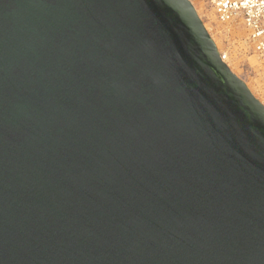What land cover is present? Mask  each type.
Masks as SVG:
<instances>
[{"label":"water","instance_id":"obj_1","mask_svg":"<svg viewBox=\"0 0 264 264\" xmlns=\"http://www.w3.org/2000/svg\"><path fill=\"white\" fill-rule=\"evenodd\" d=\"M0 264H264V108L187 0H0Z\"/></svg>","mask_w":264,"mask_h":264},{"label":"built area","instance_id":"obj_2","mask_svg":"<svg viewBox=\"0 0 264 264\" xmlns=\"http://www.w3.org/2000/svg\"><path fill=\"white\" fill-rule=\"evenodd\" d=\"M211 11L215 21L223 28L225 37H234L236 33L242 32V39L248 47L252 56L260 65H264V0H203ZM236 39V37H234ZM221 62L228 61L226 50L218 51ZM262 75L264 70L255 73ZM259 104L264 108V91L258 97Z\"/></svg>","mask_w":264,"mask_h":264},{"label":"rangeland","instance_id":"obj_3","mask_svg":"<svg viewBox=\"0 0 264 264\" xmlns=\"http://www.w3.org/2000/svg\"><path fill=\"white\" fill-rule=\"evenodd\" d=\"M190 4L192 5L191 2ZM196 14L200 19V21L202 22V24H207L209 26L210 32L212 33V35L209 34L210 39L212 38V36L215 39L217 38L216 42H218V45L220 47L219 49L227 51L228 62L232 63L235 72H237V74H235L236 77L239 80H241L243 83H245V85L249 84V86L252 87V89L254 90L253 93L256 92L258 94L256 98L261 96L264 91V78L262 75L255 76L252 73V70L249 68L250 65L248 64V58L249 56L252 55L248 47L243 45L244 44L242 41L244 37L243 33L242 32L236 33L234 35L236 39H234V37H230V38L225 37V35L222 34L223 28L215 21L214 16L212 15L208 7L205 5L204 1H203V7L199 9V13L196 11ZM251 68L255 73H259L260 72L259 70L264 69V65H261L260 67L256 66V68L254 66Z\"/></svg>","mask_w":264,"mask_h":264},{"label":"bare ground","instance_id":"obj_4","mask_svg":"<svg viewBox=\"0 0 264 264\" xmlns=\"http://www.w3.org/2000/svg\"><path fill=\"white\" fill-rule=\"evenodd\" d=\"M188 1V0H187ZM191 3H192V7H195V8H193V9H195L194 11H195V13H196V11L199 13V9L201 8V7H203V0H189ZM188 1V2H189ZM189 2V3H190ZM197 15V14H196ZM202 26H203V28H204V30H205V32L208 34V36H209V34H211L212 35V33L210 32V28H209V26L207 25V24H202ZM218 31V30H217ZM219 32V31H218ZM217 39V38H216ZM216 39L212 36V38H211V41L213 42V44H214V46H215V49L217 50V53H218V51H220L221 49H219L220 47H219V45H218V42H216ZM244 45V44H243ZM239 55V54H238ZM239 58V57H238ZM223 64L227 67V69L230 71V73H232L233 75H235V74H237V72H235V70H234V68H233V65H232V63H230V62H223ZM248 64L251 66V67H254L255 66V68H256V66H258V67H260L261 65L257 62V60L255 59V57L254 56H249V58H248ZM235 66V65H234ZM237 67V66H236ZM259 69H261V68H259ZM264 70V69H263ZM260 71V70H259ZM262 71V70H261ZM236 76V75H235ZM258 76V75H257ZM248 79V78H247ZM244 85H245V83H244ZM245 87L247 88V90L249 91V93L253 96V98L255 99V100H259V98H256L257 97V93L255 92V93H253L254 92V90L252 89V87H250L249 86V84H246L245 85Z\"/></svg>","mask_w":264,"mask_h":264}]
</instances>
